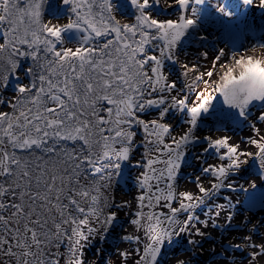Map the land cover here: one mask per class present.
<instances>
[{
	"label": "snow or ice",
	"instance_id": "obj_1",
	"mask_svg": "<svg viewBox=\"0 0 264 264\" xmlns=\"http://www.w3.org/2000/svg\"><path fill=\"white\" fill-rule=\"evenodd\" d=\"M62 2L63 25L45 20L48 0H0V264H100L87 250L125 212V247L109 257L96 249L103 264H161L180 239L200 247L209 225L227 231L236 204L215 197L237 191L230 177L249 158L264 170V42L199 50L206 11L232 21L221 0H127L132 22L114 14V0ZM239 3L264 11V0ZM197 42V55L182 59ZM217 104L248 126L245 139L213 129ZM138 148V195L118 202L114 184ZM185 167L198 169L195 190L179 182ZM220 246L221 264H264V221L240 218ZM181 253L174 264H191Z\"/></svg>",
	"mask_w": 264,
	"mask_h": 264
},
{
	"label": "bare ground",
	"instance_id": "obj_2",
	"mask_svg": "<svg viewBox=\"0 0 264 264\" xmlns=\"http://www.w3.org/2000/svg\"><path fill=\"white\" fill-rule=\"evenodd\" d=\"M214 2H216V0H214ZM221 2L228 3L234 15L232 17H226V19L232 20L229 24V22L225 21L223 18L217 17L214 11L209 9L205 12V19L215 16L223 23V28L220 30L221 32L217 30L212 31L214 27H211L209 29V32L205 34L207 36H218V39L212 37V41H210L209 47H211V49L209 48V51L211 53L214 51L212 45H215V49L223 47L226 52L230 51L223 44V42L225 44L226 42L228 43L227 38L230 37V34L241 30L240 22L246 21L244 18H246L247 21L252 20L253 18L252 14L250 13L253 11V9L245 8L244 6L240 5L239 0H221ZM114 3L117 8V12H115L114 14L123 22H132V17L128 13L131 11V8L126 10V8L129 7L127 0H122V2H119V0H114ZM51 7H54V9L57 11L55 16L51 15L50 12H48L47 10ZM69 16H71V13L68 7L63 5L62 0H48V4L45 5L44 10V18L46 21L53 20V22H57L63 25L68 21ZM169 18L173 17L170 16ZM227 33L229 36L225 38V35ZM64 38L68 43H71L72 46H75V43L78 39L77 35L74 33H67L65 34ZM245 40H247V42H250L252 45L264 42V38L262 39V41L259 42L253 41L250 38H246ZM248 47H250V44L248 45ZM184 52L186 56L182 57V59H191L192 54H197V48L192 45H185ZM168 70L171 71L170 68ZM4 95L5 97H10L12 95L11 87L5 90ZM3 110L7 111L8 109L3 108ZM217 110L218 114L221 116L218 119H220V121H223V123L221 124L218 122V124L216 125H213L212 123L211 126L213 127V129L217 127H223L226 129L224 134L231 136L234 140L237 141L243 140L249 135L250 129L246 124L232 123V121L230 120H225V114L220 112L219 104H217ZM213 118L214 117L209 116L207 120L211 121ZM169 119L175 124L177 130L182 127V124L176 123V120L179 119V117L170 116ZM202 134H208L207 129L204 130ZM245 147L249 150L254 151L251 146L245 145ZM142 151V148L137 149V152L133 157L132 164L126 165L123 168L122 176L119 177L117 182H115L114 184V193L118 202L122 200H127L131 201L133 204L135 203V197L138 195L139 192L136 184V178L140 174L142 169L134 167L133 165L137 160H140V153ZM189 161H191V157H189ZM197 171L198 169H193L191 167H185L184 169H182V174L179 181L181 186H186L188 188H191L192 190H195L194 186L189 180V177L194 176ZM229 182H231L233 186L237 188V191L233 192L228 188H223L220 193L215 197V203L227 205L228 202L231 201L232 203L236 204V207L231 209L232 213L234 214L232 227L225 231L223 229H213L211 225H209L208 228L203 229L209 234V238L204 239L200 247L188 246L184 244L183 239H180L178 245H173L172 248L166 249L167 255L162 258L161 264H174L172 259V253L177 247L181 245L188 249L187 255H185L184 253H181V255L186 259H190L191 264H221V262L226 257L223 254H214L213 248H215L216 253L223 252V249L220 246L221 241H225L232 234V232L236 229L240 218L243 217L249 220L254 218L256 222L264 221V207L260 210H255L252 212L247 210L249 202L251 200L252 202H256L264 198V170L260 168L259 161L255 158H249L248 163L242 167L239 173L233 177H230ZM253 184L255 185L254 188L252 187ZM242 188L247 189V191L240 190ZM197 214L200 215L201 219L206 218L202 210H198ZM223 219L224 217L221 216V222L223 221ZM120 221L124 223L125 227L119 224L115 228V231H113L106 240L93 242L92 246L89 247L87 250V255L89 257H95L96 260L100 261V264H103L102 258L96 255V249H100L104 257H109L114 254V249L117 244H119L121 248L125 247L123 242L120 241L119 237L124 233L125 229H128L129 231L131 230L130 226L127 224L126 212L121 213ZM120 227L121 231H119ZM116 235H118V237H115ZM239 259L240 261L243 260L242 257Z\"/></svg>",
	"mask_w": 264,
	"mask_h": 264
},
{
	"label": "rangeland",
	"instance_id": "obj_3",
	"mask_svg": "<svg viewBox=\"0 0 264 264\" xmlns=\"http://www.w3.org/2000/svg\"><path fill=\"white\" fill-rule=\"evenodd\" d=\"M119 2H122V0H119ZM130 9V5L128 8H126V10ZM48 12H50L51 15H54L57 13V11L54 9V7H51L49 9H47ZM130 11V10H129ZM132 11V9H131ZM128 12L131 17H132V12ZM252 14V20H248L246 18H244L246 21L240 22V31H236L233 32L232 34H230V37H228V33L225 35V38H227L228 43L226 42V44L223 42V44L229 49L231 50L232 47H238L241 44H243L244 48H248V45L250 44V46H252V44L250 42H247V40H245L246 38H250L253 41H262V39L264 38V11H261L259 9L253 10L252 12H250ZM215 20V23H211V21ZM205 29L204 32H202L201 34H207L209 32V29L211 27H214L212 29V31H219L223 28V23L216 18L215 16H212L211 18H206L205 19ZM212 37L213 38H217L218 36L215 35H208V43L203 47L200 48L199 50L201 51H208L209 53H211L209 51V48L211 49V47H209L210 45V41H212ZM218 39V38H217ZM194 47H196L197 49L199 48V42H197V44L192 45ZM197 54H192L191 57H195ZM203 63V61H202ZM214 119V118H213ZM212 121V120H211ZM220 121V119H218L217 121H213V125L218 124V122ZM209 125L205 124L203 125V127H205V130L207 129ZM264 207V202H262V200L256 201V202H252V200L249 202V206H248V211L252 212L255 210H260ZM123 227H125L124 223L121 221L120 223ZM119 231H121V227L119 229ZM115 237H118V235H116Z\"/></svg>",
	"mask_w": 264,
	"mask_h": 264
},
{
	"label": "clouds",
	"instance_id": "obj_4",
	"mask_svg": "<svg viewBox=\"0 0 264 264\" xmlns=\"http://www.w3.org/2000/svg\"><path fill=\"white\" fill-rule=\"evenodd\" d=\"M260 53L259 49H255L254 52L252 53L253 55H258Z\"/></svg>",
	"mask_w": 264,
	"mask_h": 264
}]
</instances>
